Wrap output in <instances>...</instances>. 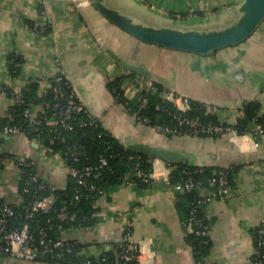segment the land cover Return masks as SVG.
<instances>
[{
    "label": "crops",
    "instance_id": "obj_1",
    "mask_svg": "<svg viewBox=\"0 0 264 264\" xmlns=\"http://www.w3.org/2000/svg\"><path fill=\"white\" fill-rule=\"evenodd\" d=\"M241 1L108 0L152 22L194 26L227 21ZM11 56L21 58L16 75L10 73ZM122 62L140 66L147 74L131 71ZM133 72L141 87L162 83L188 102L203 103L219 121L234 124L250 117L244 104L250 113L254 106L256 114L264 116V19L244 40L199 54L140 40L108 20L89 0H0V117L8 115L13 91L32 80H38L43 91L50 78L61 73L123 144L166 146L185 154L190 165L239 166L229 193L206 205L211 245L200 260L185 239L177 190L162 178L144 187L122 183L98 199L99 217L91 228L67 229L62 236L78 239L94 257L89 242L96 252L102 248L105 252L128 234L139 244L141 264H250L255 233L264 219V133L167 136L130 114L107 87L110 79L125 76L124 95L132 97ZM15 140L19 159H32L41 177L57 188L66 186L69 170L59 154H47L24 135ZM159 165L164 170L169 164L162 160ZM19 175L14 162L0 166V197L5 201L17 200ZM0 264L48 263L0 257Z\"/></svg>",
    "mask_w": 264,
    "mask_h": 264
},
{
    "label": "trees",
    "instance_id": "obj_2",
    "mask_svg": "<svg viewBox=\"0 0 264 264\" xmlns=\"http://www.w3.org/2000/svg\"><path fill=\"white\" fill-rule=\"evenodd\" d=\"M10 59V73L16 75L21 58L11 56ZM131 74L132 80L136 82L134 83L136 90L132 97L124 95L125 76L110 79L107 87L115 99L125 105L130 114H134L142 123L156 128L159 132L167 136L220 134L201 131L193 134L191 131L193 128L186 122H181V118L198 119L202 124L208 122L227 124L219 121L214 113L196 100H190L189 108L181 111L174 102L165 97L169 89L164 84L153 81L154 88H140L141 83L137 81L139 78L134 76V72ZM49 82L50 86L40 91L39 81H30L20 90L18 100L9 92L13 102L9 106L8 115L0 117V135L6 138L0 142V166L9 161L14 162L20 169V175L17 200L9 202L0 197V217H3L4 208L8 206L12 211L11 214L4 216L8 229L28 223L33 236L32 244L38 248L34 261L48 264H85L89 261L91 264H98L93 255L86 253V246L81 241L64 238L61 233L71 228L83 230L91 228L99 217L98 199L108 196L122 183L133 182L139 187L148 186L152 179L143 180L138 171L149 172L152 168V159L128 148L103 126L100 119H92L87 110L71 112L67 119L70 127L47 122L45 116H49L53 111L65 109L70 97L79 100L66 77L56 79V76H53ZM30 104H43L45 107V114L41 115V122L36 128L30 126L24 117V110ZM250 109V117L238 118L232 125L238 133H251L258 137L264 133V116H258L254 106ZM5 124L19 127L22 133H4L2 128ZM257 126L262 128V132H259ZM164 127L175 132H165ZM18 135H24L29 141H36L47 154H59L68 170L78 169L82 172L86 166H91L92 169L90 173L83 175V183L79 182L78 176L69 173L64 188H55L40 176L33 179L32 174L37 172L36 163L29 158L19 159L15 150V139ZM102 159L105 163H102ZM168 164L171 167V183L185 182L188 179L193 182L192 188L177 191L176 208L186 229L185 239L192 247L196 259L200 260L208 254L211 245L208 235L211 220L205 213L209 201L203 194L213 193L215 197H219L224 186L232 189L239 166L235 164L197 166L174 162ZM220 178L225 179L224 185L220 184ZM43 197L50 199L51 208L47 211L34 210L32 202ZM260 237L257 228L255 248H260L261 251L253 252L250 261L252 264L261 259V252L264 251V244H258ZM49 240H61L62 244L51 252L42 251V241ZM133 244L127 234L122 241L103 252L101 264H138L136 259L138 252L133 248ZM0 257L5 260L14 258L6 250L1 237Z\"/></svg>",
    "mask_w": 264,
    "mask_h": 264
},
{
    "label": "water",
    "instance_id": "obj_3",
    "mask_svg": "<svg viewBox=\"0 0 264 264\" xmlns=\"http://www.w3.org/2000/svg\"><path fill=\"white\" fill-rule=\"evenodd\" d=\"M103 16L128 32L132 36L160 47L192 51L199 54H208L221 47L236 44L252 34L264 19V0H242L236 7L233 16L227 21L211 26H194L179 23H157L147 20L138 14L116 6L108 0H89ZM126 68L146 75L147 72L140 66L122 62ZM249 116L248 105L244 104ZM6 138L0 135V142ZM38 146L37 142L33 143ZM150 159L159 158L167 162H188L182 152L157 144L143 141H131L125 144ZM94 250L95 260L101 264L104 248L96 252L93 242H89Z\"/></svg>",
    "mask_w": 264,
    "mask_h": 264
},
{
    "label": "built area",
    "instance_id": "obj_4",
    "mask_svg": "<svg viewBox=\"0 0 264 264\" xmlns=\"http://www.w3.org/2000/svg\"><path fill=\"white\" fill-rule=\"evenodd\" d=\"M54 76H56V79H61L64 75L60 73L59 75L55 74ZM49 86H50V82H48L46 87H49ZM147 87L154 88L152 82H148ZM140 88H143V87H140ZM55 89L58 90V88H55ZM19 92L20 91L12 92V94L14 95V98L17 100L20 99ZM165 97L168 100L174 102L176 106L178 107V109H180L181 111H185L186 109L189 108V102L186 99L181 98V96L174 94V92L170 90L166 92ZM82 109L89 111L92 119L94 120L98 119L96 116H94L90 112L87 106L80 99L76 101L73 97H70L68 99V104L65 109H62L58 112L53 111L49 116H45V119L49 123H54V124L60 123L64 126L70 127L67 122V119L70 117L71 112L79 111ZM43 114H45V107L43 104H37V105L30 104L24 110V117L27 119L29 125L33 126L34 128H36V126L40 124L41 115ZM180 121L186 122L187 124H189L193 128L191 130L193 134H195L198 131L206 132V133H223V132H232L234 134L238 133L236 129L233 127V125L228 124V123L227 124H223V123L212 124L211 122H208L207 124H202V122L199 121L198 119H187V118H181ZM163 129L165 132H175V130L169 129L167 127H164ZM257 129L259 130V132H262V128L260 126H257ZM2 130L4 133H13V134L22 133L19 127L15 125H10V124H5ZM159 162H162V160L159 158H153L151 160V165H152L151 170L147 173L143 172L142 170H139L138 175L141 176V178L145 181L149 179H154V178H162L167 185L171 186L177 191L188 190L192 188L193 182L190 179L186 180L185 182L171 183L170 165H167L164 170H161ZM102 163H105L104 159H102ZM91 169H92L91 166H86L82 170V172H80L78 169H71V170L69 169V173L72 175L78 176L79 182L83 183L84 182L83 175L90 173ZM39 176L40 175L38 174V172L32 174L33 179H37ZM225 183H226L225 179L220 178V184L224 185ZM51 185L57 188L55 185L53 184ZM229 191H230L229 187L224 186L222 189V195L219 197L226 196L229 193ZM203 195L205 199L208 201L215 198L213 193L207 194L204 192ZM50 204H51L50 199L48 197H43L41 199L33 201L32 208L34 210L41 209L43 211H47L51 208ZM11 212H12L11 209L8 206H5L4 215L3 217H0V237L6 245V250L9 251L10 254L14 258H18L26 262L34 261L38 253V248L37 246L32 244L33 236L30 231L29 225L28 223L25 222L20 227L8 229L5 223L4 216L6 214L7 215L11 214ZM258 233L261 236L260 237L261 239H259L258 244L262 245L264 244V219L259 224ZM61 244H62L61 240H53V241L49 240L47 242L42 241V251L51 252L54 248H57ZM132 246L138 252L136 255L137 263L141 264L139 260V252H140L139 244L134 243ZM260 251H261L260 248H257V249L255 248L254 250V252H257V253H259ZM261 256H262L261 259L256 260L255 262H253V264H263L264 251L263 253L261 252ZM85 264H91V263L89 261H86Z\"/></svg>",
    "mask_w": 264,
    "mask_h": 264
}]
</instances>
